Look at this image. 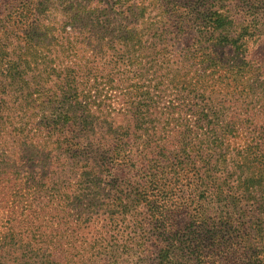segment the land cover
<instances>
[{
  "label": "trees",
  "instance_id": "obj_1",
  "mask_svg": "<svg viewBox=\"0 0 264 264\" xmlns=\"http://www.w3.org/2000/svg\"><path fill=\"white\" fill-rule=\"evenodd\" d=\"M263 36L264 0H0V264H264ZM69 210L104 222L59 249Z\"/></svg>",
  "mask_w": 264,
  "mask_h": 264
},
{
  "label": "rangeland",
  "instance_id": "obj_2",
  "mask_svg": "<svg viewBox=\"0 0 264 264\" xmlns=\"http://www.w3.org/2000/svg\"><path fill=\"white\" fill-rule=\"evenodd\" d=\"M52 1H57L58 3L60 2V0H52ZM77 41H78V38H77ZM76 46H77V49L71 52V56L69 58L76 61L77 63L78 62V42ZM263 48H264V36L261 38V43L259 45L257 56L261 54ZM60 59L61 60H58V61L55 60L54 64H56L57 66H61V63L64 59L63 58H60ZM65 183L66 181H64V183L62 184H65ZM94 214H96V212L84 215L82 217V220L80 222L78 221V230H77L73 226V221L77 217V215L73 211L70 212L69 210L67 213H64V212L54 213L53 212L51 214L50 224H49V232L51 233V240H52L51 243H57L58 245H60V247H58L59 249L63 245H65L68 248V247H71V244L73 247H75V245H77L78 243L87 244L89 240H86V239L89 238V235L92 234V232L94 233L95 231L98 230L97 228L98 226L96 227V224L97 223L101 224L104 222V221H98L99 214H96V215ZM94 218H97V219L94 220ZM85 220L87 221L83 222ZM75 234H77V236H75ZM149 249H151V247H149ZM152 249H154V247H152Z\"/></svg>",
  "mask_w": 264,
  "mask_h": 264
}]
</instances>
